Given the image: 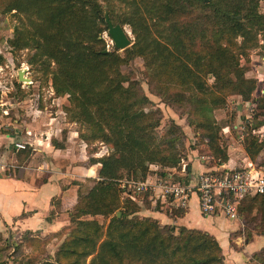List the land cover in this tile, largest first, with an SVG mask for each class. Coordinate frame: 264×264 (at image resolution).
Wrapping results in <instances>:
<instances>
[{"label": "trees", "instance_id": "trees-1", "mask_svg": "<svg viewBox=\"0 0 264 264\" xmlns=\"http://www.w3.org/2000/svg\"><path fill=\"white\" fill-rule=\"evenodd\" d=\"M103 1L107 6L121 1L130 4L131 15L107 13L112 23L125 22L134 33V42L123 49L122 55L116 50L102 51V39L93 31L97 19L107 28L98 0H0L4 11L30 13L32 19L21 23L29 37L21 41L16 27L13 42L39 50L44 59L53 63L51 72L70 91L63 107L66 120L88 124L85 132H77L84 146L94 139L107 142L110 138L115 149V153L89 156V164L98 163L96 168L99 165L98 175L78 182L76 200L69 209L75 213L70 214L67 236L55 256L44 258L40 264H85L89 255L86 264H222L220 246L210 233L161 224L149 215L138 217L135 212L139 206L130 194L126 203L120 204L118 191L123 189L118 180L122 170L134 179L142 180L152 173L165 177L167 171L159 173V167L174 166L178 161L156 148L151 133L153 121L146 118L144 111H136L149 100L120 66L133 56L145 60L150 54L157 61L153 65L155 77L162 75L164 82L181 84L184 91L178 90L174 96L190 103L191 111L200 114L194 133L198 143L208 145L215 160L224 158L225 146L211 111L224 107L230 94L238 95L242 101L253 99L261 118L247 127L243 141L244 152L250 158L264 150V140L251 132L264 124V93L252 98L256 80L245 75L238 55L245 54L248 41L258 33L264 42V13L257 8L258 0ZM196 8L204 11L196 14ZM207 75L211 82L207 83ZM187 120L192 123L188 116ZM52 142L61 145L53 139ZM28 154L29 149H17L15 157L22 161ZM150 164L155 168L148 167ZM176 179L187 181V176ZM257 199H264V192L242 199L237 214L241 213L243 201ZM124 206L120 216L112 215L104 229L95 219L78 217L106 215ZM183 211L184 208L172 207L171 214ZM30 232L24 230L21 234ZM10 247L2 243L0 234V264H6L1 252Z\"/></svg>", "mask_w": 264, "mask_h": 264}, {"label": "rangeland", "instance_id": "rangeland-1", "mask_svg": "<svg viewBox=\"0 0 264 264\" xmlns=\"http://www.w3.org/2000/svg\"><path fill=\"white\" fill-rule=\"evenodd\" d=\"M98 1L101 3L102 13L106 9L107 13L111 16L114 15L115 11L120 13L122 17L131 15L130 4H126L123 1L114 2L110 4L111 6H107L103 0ZM3 6L4 5L0 3V131L12 134L13 140H21V142L24 143V148L19 149H29L30 152L31 145L28 144L27 136L23 131L24 123H32L33 126L30 128V131L31 133H37L44 126L45 122L51 119L50 117H55L50 123L52 129L55 130L57 128V131L61 129V126L68 118L63 111V107L68 103V92L70 91L65 84L51 72L53 63L44 59L39 50L24 45L22 46V44L19 46L14 44L13 37H15L16 27L20 31L19 35L21 33V41H23L24 37H29L27 31L22 28L21 23H26L32 19L30 13L4 11ZM257 8L260 12L264 13V0H258ZM195 10L197 11L196 14L204 11V9L198 8ZM95 22L97 23L93 31L96 32L97 37L102 39L101 45L106 51L116 50L117 53L122 55L123 49L129 47L134 42V33L130 26L123 22L120 24L125 29L130 42L124 48H114L104 24L101 23L99 19ZM152 35L157 37L153 33ZM158 39L161 40L162 38L159 37ZM239 39L240 37H237V40ZM238 59L239 63L245 68V75L254 77L256 80L255 89L252 91V98H254L256 95L261 94V90L264 89V42L259 33L254 39L248 41L245 54H239ZM156 62L157 61L151 59L150 54H146L145 60L140 56H133L127 63L121 65L120 69L124 74H127L131 80L136 82L135 88L149 100L144 103V106L136 108V111H144L146 113V118L153 121L151 133L155 138L156 148L159 149L162 154L170 155L178 159L174 166H160L158 170L159 173L161 171L164 173L163 171L170 169L168 172H171L172 176L177 178L178 174L176 172L179 171L181 162L188 163L190 161L192 153L190 149L200 145L194 133L195 129H197L196 122L200 114L198 113L199 115H196L195 111H191L190 103L183 100L178 101V96H174L176 91H184V87L181 84L173 81L168 83L164 82L161 80L162 75L159 76L157 74L158 77L154 76L156 69L153 68V65ZM187 63L191 65L190 61ZM18 69H23L22 74L27 79H17ZM205 79L207 83L212 80L209 75H207ZM17 83H19L18 86ZM185 93H187V91H185ZM251 100L253 101V99ZM251 100L243 102L238 95L230 94L227 96L226 104L222 110L211 112L212 118L217 122L220 128V142L223 144H230L233 148L232 155L237 159L242 158L244 154L240 145L242 146L246 138L247 127L261 118L257 113L259 109H257L255 103ZM32 110H34V112H31ZM187 116L192 123L188 122ZM233 124L235 126H232ZM87 125L88 124L83 121H73V127L71 129L76 131L77 137L79 138L77 132H85L87 130ZM257 129H259V127L253 128L251 132L263 138L260 134L261 131ZM108 135L110 136V134ZM225 139H227L228 142H225ZM7 144L9 147H15L12 142H8ZM74 145L81 147V158L82 161L85 162H88L89 156L100 157L107 153H115L110 138H108L107 142L94 139L93 141H89L86 146H83L82 142L75 140ZM3 147V144H1L0 161L5 163L11 161L14 163L15 154L13 155L12 153L11 155L13 157L9 158V153L1 151ZM12 147L11 150L13 149ZM43 158L44 157L39 154L33 155L28 165H30V167L36 166L35 164L40 162ZM250 158L254 159L259 165H262L264 169V150H260ZM218 160L219 159L215 160L212 156L210 164L212 165ZM6 167L11 170L14 168L7 165L5 169ZM148 167L155 168L153 164H150ZM98 169L99 165L95 170L96 177L98 175ZM121 172L122 177L119 178L118 185L123 190L118 191V200L120 204L123 203L124 205L129 198L127 195H132L134 198L131 199L139 206L135 215L142 217L143 214L140 211L143 207L149 206L154 197L153 191H151L150 188L136 189L131 183L125 180L131 178L134 181H138L141 179H134L127 171L122 170ZM90 184L91 183H87V185ZM244 202L246 201L242 202L243 207L238 221H241L239 226L240 228L242 227L241 231L246 238V234L251 236L253 233L264 230V199ZM153 205L157 208L159 207L158 203ZM125 209L124 206L106 215L83 214L78 217L80 219H95L98 221L101 228L104 229L112 215L120 216V210L124 211ZM117 212H119L118 215L116 214ZM71 213L72 216H74L75 211L67 210V221L66 224H64L66 226L55 232L41 233L36 230L30 233H24L23 235L21 233L14 236L13 234H3L2 243L7 242L11 247L7 251L1 252L2 259H4L6 264H40L44 258H53L55 253L59 250L60 244L67 236V227H70L71 224ZM241 238L243 239L242 236ZM20 240H22L21 243H19L20 245H18L17 248L14 247L16 242ZM89 258L90 255L85 257V264Z\"/></svg>", "mask_w": 264, "mask_h": 264}, {"label": "crops", "instance_id": "crops-1", "mask_svg": "<svg viewBox=\"0 0 264 264\" xmlns=\"http://www.w3.org/2000/svg\"><path fill=\"white\" fill-rule=\"evenodd\" d=\"M261 92L264 93V89ZM222 108L213 109L211 112ZM50 118L51 121H46L37 133H31L32 123H24L23 131L27 136L28 144L31 145L30 152L24 160L18 161L14 157V163L0 161V234L2 236L3 234L19 235L24 230H38L41 233L58 230L66 224V213L76 200L78 182L84 181L85 178L96 177V163L89 164L82 161L81 147L74 145L75 140L82 142L83 146L84 143L77 137L76 131L71 129L73 122H64L57 131V128L52 129L50 124L55 117ZM258 127L257 130L261 131L263 138L256 134L255 136L258 140H264V124ZM52 139L61 145L53 144ZM14 141L21 140H13L12 134L0 131V145L4 146L1 151L9 153V158L13 157L11 154L14 155L17 149L9 147L7 143L13 144ZM225 142L228 140L225 139ZM223 146H225V155L219 160L240 164L241 159L248 157L244 152L243 144L240 147L244 154L242 158L239 157L240 159L232 155L233 148L230 144ZM190 151L192 153L190 161L186 163V174L192 177L210 165L212 153L206 143H200ZM37 154L44 158L37 162L36 166L30 167L28 162ZM6 164L14 168L5 169ZM146 177L152 179L155 174ZM155 202L159 203L158 208L153 205ZM171 209L172 207L167 205L162 197L157 196L153 197L149 206L143 207L140 212L156 218L161 224L183 225L210 233L220 246L222 264H264V230L245 238L241 231L242 227L239 226L241 221H238V214L235 218H227L218 212L202 215L195 194L189 197L182 214L172 215Z\"/></svg>", "mask_w": 264, "mask_h": 264}, {"label": "built area", "instance_id": "built-area-1", "mask_svg": "<svg viewBox=\"0 0 264 264\" xmlns=\"http://www.w3.org/2000/svg\"><path fill=\"white\" fill-rule=\"evenodd\" d=\"M14 148H24V143L14 141ZM178 176H187V181L176 179L171 172L165 177H145L134 181L125 180L136 189L150 188L154 197L160 196L170 207L184 208L192 194L197 198L199 212L202 215L214 212L227 218H235L237 209L247 196L264 192V169L255 160L247 157L240 164H230L227 160H218L203 171L190 177L186 174V163L181 162Z\"/></svg>", "mask_w": 264, "mask_h": 264}, {"label": "water", "instance_id": "water-1", "mask_svg": "<svg viewBox=\"0 0 264 264\" xmlns=\"http://www.w3.org/2000/svg\"><path fill=\"white\" fill-rule=\"evenodd\" d=\"M236 17L238 18L239 15H237ZM103 18L107 26L106 32L112 41L113 47L116 49H121L127 46L130 40L123 26L120 25L119 23H112L108 17L106 9L103 12ZM102 51H106V49H103ZM22 73H23V69L17 70L18 80L27 79L26 77L23 76ZM118 213L119 212H117L116 214L118 215Z\"/></svg>", "mask_w": 264, "mask_h": 264}]
</instances>
